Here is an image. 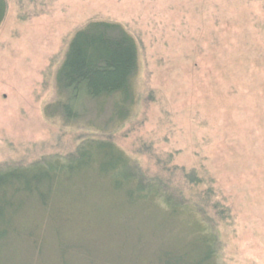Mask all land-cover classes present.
<instances>
[{
	"label": "rangeland",
	"instance_id": "rangeland-1",
	"mask_svg": "<svg viewBox=\"0 0 264 264\" xmlns=\"http://www.w3.org/2000/svg\"><path fill=\"white\" fill-rule=\"evenodd\" d=\"M38 1L8 0L0 26V166L66 155L81 137L100 135L98 122L114 106L104 113L87 100V121L97 125L68 122L55 107L69 95L60 69L82 57L81 23L123 22L139 45L126 88L133 96H125L133 105L111 125L112 139L149 176L173 174L169 186H185L187 197L194 186L162 162L196 171L197 191L214 190L206 216L221 231V260L264 264V0H49L50 13L25 12ZM101 30L106 41L119 37ZM87 181L79 204L57 197L64 217L37 204L35 236L12 237L0 264H64L61 240L91 250L67 253L69 264H163L159 250L194 233L191 219H162V210L109 215L108 182ZM218 202L231 217L222 218Z\"/></svg>",
	"mask_w": 264,
	"mask_h": 264
},
{
	"label": "trees",
	"instance_id": "trees-1",
	"mask_svg": "<svg viewBox=\"0 0 264 264\" xmlns=\"http://www.w3.org/2000/svg\"><path fill=\"white\" fill-rule=\"evenodd\" d=\"M48 3L49 0H39L25 12L36 17L48 14L51 11ZM8 9V0H0V26L5 21ZM102 25L117 31L119 37L114 42L106 41ZM74 35L82 40L83 53L77 63L66 59L62 64L60 76L64 74L63 86H68L69 95L68 99L55 106L60 108L57 111L68 122H81L92 128L97 123L87 121V100L97 101L96 105L99 104L104 113L109 104L114 108L107 120L98 122L102 130L100 135L81 137L74 151L66 155L42 156L28 165L0 166V259L2 247L11 244L9 240L12 237L25 234L35 236L36 227L33 226L37 222L32 211H37V204L50 213L56 211V214L52 213L53 217H64L68 209L66 205L62 208L56 206L57 197L65 196L79 204L90 191L80 187L88 183L87 178L95 176L97 183L102 180L109 184L107 194L111 196L110 203L115 207L109 211V215L113 213L115 216V212L120 211L130 212L137 207L142 211L148 208L150 211L162 210V219L170 221L183 216L193 221L194 233L188 239L184 238L177 245H166L159 250V260L163 264H225L221 260V231L206 216V207L211 206L213 201V188L197 191L196 186L202 178L196 171L184 169L186 173H183L180 166L172 167L169 160H163L162 164L172 168L173 173L182 170L186 182L194 186L191 187L192 198L187 197L185 186H169V182L174 184L173 174L169 177L160 174L149 176L140 162L111 137L116 132V129L111 130V125L123 123L133 105L125 101V96H133V91L129 90L131 72L139 45L135 34L123 22L93 18L81 23ZM213 205L223 215L222 218L226 220L231 217L219 202ZM69 217L71 215L66 218ZM64 243L61 240L59 249L65 259L64 264H69L66 255L74 250L81 249L91 255V250L85 247Z\"/></svg>",
	"mask_w": 264,
	"mask_h": 264
}]
</instances>
